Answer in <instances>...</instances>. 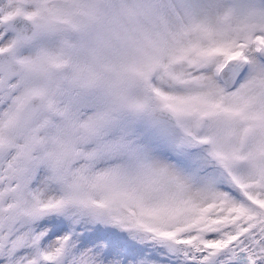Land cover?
<instances>
[{
	"label": "snow or ice",
	"instance_id": "obj_1",
	"mask_svg": "<svg viewBox=\"0 0 264 264\" xmlns=\"http://www.w3.org/2000/svg\"><path fill=\"white\" fill-rule=\"evenodd\" d=\"M0 264H264V0H0Z\"/></svg>",
	"mask_w": 264,
	"mask_h": 264
}]
</instances>
